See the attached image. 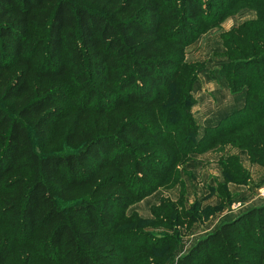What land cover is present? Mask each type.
<instances>
[{
	"label": "trees",
	"instance_id": "1",
	"mask_svg": "<svg viewBox=\"0 0 264 264\" xmlns=\"http://www.w3.org/2000/svg\"><path fill=\"white\" fill-rule=\"evenodd\" d=\"M242 9L256 18L222 34L220 74L244 104L199 137L196 74L182 78L202 64L185 50ZM60 121L72 150L40 156L30 130L45 139ZM219 142L264 168V0H0V264H163L172 238L127 211ZM219 165L215 209L249 180L236 158ZM183 204L151 213L189 230L199 218ZM175 264H264V202Z\"/></svg>",
	"mask_w": 264,
	"mask_h": 264
},
{
	"label": "crops",
	"instance_id": "2",
	"mask_svg": "<svg viewBox=\"0 0 264 264\" xmlns=\"http://www.w3.org/2000/svg\"><path fill=\"white\" fill-rule=\"evenodd\" d=\"M242 14L243 16L247 17L245 21L239 20L237 24L230 25V23H232L233 20L238 19V17L235 15L229 16L221 23L220 28L213 29L209 33L201 35L195 43H193L188 48H186L185 51L186 61L188 58L187 55L188 51H190V53L197 52L195 56H192L193 58L189 62L187 61L188 63L201 62L202 64L203 60L207 59L208 56H212L213 53L218 54V56H220L219 60L213 63V66L215 68L209 65L207 67L206 61L204 62L205 65L202 66V68L204 67L202 69L203 71L205 69L208 70L206 75L208 76V74H210V78H213V76L218 75L220 73L221 67L228 62L227 57L224 55L225 49H223L222 47V43L220 41V34L229 31L231 28L236 27L242 24L243 22L254 20L255 18L254 13L253 16L245 12ZM227 25H229V27ZM210 35H214L213 39H209ZM204 44H208V45H205L206 47L203 48L202 45ZM200 75L201 72L197 76L198 79ZM197 81H195L192 86V95L196 103L192 107L191 112L194 116V109L197 108L198 103L199 106L202 105L206 108L205 111L207 113L204 114L206 117H203L201 119L202 121L198 120L194 116L196 124L198 125V135L199 137H201L206 128L216 126L221 119L231 114L232 112L240 109L243 106L245 99V90H242L241 92L238 93H231L224 78L222 80L208 81L207 79H204L202 76V82L198 83L199 81L198 82ZM216 106H218V108ZM214 107L217 108L216 116L211 114ZM216 151L218 150L214 149L207 151L203 154L194 155L191 158V160L184 165L186 169L191 171L190 178L191 179L193 178V181L196 182L195 184L196 188L197 186L198 187L200 186L202 189V190L197 189L202 192V195L201 196L197 195V197H200L202 199L201 200L196 199V202L201 204L202 208L217 207L221 202V199L219 198L218 194L215 193L214 190L212 192V189H216V186L218 184L224 183L223 174L219 165V159L220 157L221 158L223 157L222 154L234 155L238 157L239 163L241 164L243 169H245L249 173V180L246 185L227 184L228 191L231 192L234 196L232 197L231 201L228 203L226 202L225 205L221 209H219V211H216L217 213H215L205 223L203 224L198 223V225L197 224L194 225L193 227L194 229H198L200 225L201 228L200 231L203 232L202 235L204 236L213 232L222 223L231 221L240 214H242L243 212L253 207H257L264 202V199L261 198V196H259V193L257 196H255L256 189H254L257 183L264 182V168L251 163L248 153L245 150H238L226 146L223 148L222 150L223 152L222 151L216 152ZM255 175H257L256 178L254 177ZM254 178L258 182L254 183L253 182L255 180ZM208 182H210V184H206ZM211 183L213 184L211 185ZM205 189L207 190L205 191L207 193L206 197L204 196L205 194H203L204 193L203 191ZM185 190H187V188H185ZM185 200H186V205L188 203L193 202V201L189 202L191 201V199L187 198V193L185 195ZM193 244L191 246H193Z\"/></svg>",
	"mask_w": 264,
	"mask_h": 264
},
{
	"label": "rangeland",
	"instance_id": "3",
	"mask_svg": "<svg viewBox=\"0 0 264 264\" xmlns=\"http://www.w3.org/2000/svg\"><path fill=\"white\" fill-rule=\"evenodd\" d=\"M244 12L245 13H249V15H251V16H253L255 14V12L253 10L242 9V10L236 12L235 14H233V15L237 16L238 19L233 20V22L230 23V25L231 24L232 25L237 24L239 22V20L240 21H243V20L245 21V19H247V17L243 16L242 13H244ZM233 15H230V16H233ZM255 18H256V14H255ZM250 21H252V20H250ZM246 22H249V21H246ZM246 22H243V23H246ZM220 25L211 27L206 33H209L213 29L220 28ZM240 25H238V26H240ZM227 26L229 27V25H227ZM238 26H236V27H238ZM236 27L231 28L229 31H231L232 29H234ZM229 31H226V32H229ZM226 32H223V33H226ZM206 33H204V34H206ZM223 33L220 34V41L222 43L223 49H225V52H226V48L224 47L223 41L221 39V36H222ZM213 36L214 35H210L209 39H213ZM205 45H208V44H204V45H202V47L203 48L206 47ZM196 53L197 52L190 53V51H188L187 52V55H188L187 61L189 62L193 58L192 56H195ZM219 58H220V56H218V54H214L213 53L212 56H208L207 59L203 60L202 66L205 65L204 64L205 61L207 63V67H208V65L209 66H213V63L217 62L219 60ZM187 61H186V58L184 56V62L187 64V66L188 65H193V64H201V62H199V63H188ZM200 66L201 65H197V68H192L191 70L184 69L183 78L182 79L185 80L190 75V73L192 74L193 72H194V74H196V79L199 82L197 80H195V81H197L198 83L202 82V76H203L204 79H207L208 81L222 80L224 78V76H222L220 73L218 75H216V76H213V78H210V74H208V76L206 75L208 70L205 69L203 71L202 69L204 67L200 68ZM213 68H215V67L213 66ZM200 72H201V75L199 76V79H198L197 76H198V74ZM195 103H196V101H195ZM216 107L218 108V106H216ZM216 107H214V109L211 112V114L214 115V116L217 115V113H216L217 108ZM205 109L206 108L204 106H202V105L199 106V103H198L197 104V108L194 109L195 118H197L198 120L202 121L201 119L203 117H206L204 115V114L207 113L205 111ZM64 129H65V123H64V121H60L53 128V131L50 133V135L47 138H45V139L39 138L38 136H36V134L32 130H30V138H31V141H32V146H33L34 151L36 153H38L40 156L48 154V153H51V152L66 153L68 151H71L72 149L70 147L66 146L64 144V142L62 141V134L64 132ZM218 144H220V145L217 146V147H219L218 151H222L223 148L220 149L221 143L219 142ZM218 151H216V152H218ZM222 155H223V157L222 158L220 157L219 161L220 160L225 161L229 157H233V158H236L238 160V162H239L238 157H236L234 155H228V154H225V155L222 154ZM184 165L181 166L180 168H178L177 171L173 173V175L167 181V183L164 186V188L158 190L151 197H149L147 199H144L143 201L131 206L128 209V211H127V217L128 218H131V217L134 218L133 220H135L137 223H139V225L141 226V230H143L144 232H147L148 234H151V235H154V236L168 235V236H170L172 238V241L174 243L171 244V247H167L165 249V251L167 252V255L169 256V258H168V260L165 259L162 262L163 264H166V263L167 264H175V260L178 257H180L181 255L185 254L190 249L191 245L196 240H198V239H200V238H202L204 236V235H202L203 232L200 231L201 230L200 225H199L198 229H194L193 228L194 225L195 224L198 225V223H200V224L205 223L215 213H217L216 211H219V209H215L216 207H205V208H202L201 204L196 202V199L197 200H201L202 199L200 197H197V195H199V196L202 195V192L197 190V189H200V190H202V189H201L200 186L199 187L197 186V188H196V186H195L196 182L193 181V178L192 179L190 178L191 171L186 169L184 167ZM244 171H245V173H248L246 170H244ZM256 176L257 175H255L254 177L256 178ZM253 182L256 183L258 181L255 179ZM185 184H186V187H185ZM206 184H210V182H208ZM212 184L213 183H211V185ZM185 188H187V190H185ZM210 189H212V188H210ZM254 189H256L255 196H257L258 193H259V196H261V192L260 191H262L264 189V182L257 183L255 185ZM213 190H214L215 193H217V191H215V189H212V192H213ZM205 191H207V190L205 189L203 191L204 192L203 194H205L204 196L206 197L207 193ZM182 192L184 194V204L183 205H184L185 209L192 211V214H194V215L196 214V216L199 218V220H197V222L189 230H186L187 228H178L177 227V228H173V230H171V231H168V230L164 229L163 226H160L158 224V222H156L154 220V217L152 216V213H151L152 212V208H154L156 205H158V203L160 202L161 199H167V200H169L171 202H175L180 197V193H182ZM186 193H187V198L191 199V201H189V202L193 201L192 203H188L187 205H186V200H185ZM229 195H230L231 199H232V197H234L231 192H229ZM194 200H195V202H194ZM194 204H198V206L193 207ZM168 222L173 224L172 218L169 219Z\"/></svg>",
	"mask_w": 264,
	"mask_h": 264
},
{
	"label": "built area",
	"instance_id": "4",
	"mask_svg": "<svg viewBox=\"0 0 264 264\" xmlns=\"http://www.w3.org/2000/svg\"><path fill=\"white\" fill-rule=\"evenodd\" d=\"M261 197L264 199V189L261 191Z\"/></svg>",
	"mask_w": 264,
	"mask_h": 264
}]
</instances>
